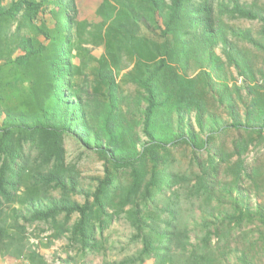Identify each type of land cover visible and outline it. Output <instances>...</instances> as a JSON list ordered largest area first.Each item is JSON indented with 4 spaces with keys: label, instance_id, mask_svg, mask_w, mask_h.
<instances>
[{
    "label": "trees",
    "instance_id": "trees-1",
    "mask_svg": "<svg viewBox=\"0 0 264 264\" xmlns=\"http://www.w3.org/2000/svg\"><path fill=\"white\" fill-rule=\"evenodd\" d=\"M67 138L103 161L89 187ZM262 142L259 0H98L92 20L77 0H0V256L49 264L27 248L37 222L50 243L103 252L122 219L136 250L104 264H258L264 209L243 186L262 181L244 160ZM256 224L259 239H246Z\"/></svg>",
    "mask_w": 264,
    "mask_h": 264
},
{
    "label": "rangeland",
    "instance_id": "rangeland-1",
    "mask_svg": "<svg viewBox=\"0 0 264 264\" xmlns=\"http://www.w3.org/2000/svg\"><path fill=\"white\" fill-rule=\"evenodd\" d=\"M78 6L81 11V16L90 20L94 19L95 8L98 4V0H77ZM228 1V0H216V2ZM243 4H250L254 0H239ZM259 3L264 5V0H259ZM230 24L241 29H251L256 32L260 29L261 24L258 21H250L245 19L230 20ZM102 48L97 47L94 49L96 55H100ZM234 78L238 84H241V79L236 71L233 70ZM194 126V119L192 120ZM224 124L228 121L224 116ZM236 132L232 131L229 140L235 137ZM67 159L69 161L76 162L83 178V186L89 187L92 185V178L102 175L103 161L100 160L98 155L94 152H86L80 148L73 140L67 138ZM175 165L177 168L185 169L189 164L190 151L186 147L178 148L175 151ZM236 157L232 159L234 161ZM246 164L250 167H259L264 172V142L253 145L250 151L244 156ZM228 178L221 176V180H227ZM243 190L246 196H249L250 209L255 211L258 207L264 209V176L259 183L244 184ZM77 199L83 200L81 196ZM256 226H250L244 228L245 238L251 241L259 239L261 230ZM52 233L50 224L37 222L27 227V248L36 249L40 252L49 264H65V261L71 260L75 264H104L103 260L108 261H120L124 258L126 253L134 252L136 248L129 247L128 241L132 233V229L128 223L124 220H117L112 228L107 232L106 236L109 243L107 248L103 252H92L81 257L77 254L76 248L69 249L67 247V239L63 236L53 239L50 243L49 235ZM256 244L257 247L251 252V257L254 258L258 264H264V243L259 239ZM50 243V244H48ZM239 250L244 249V242L242 238L237 241ZM239 253V251H238ZM235 259L236 255H232ZM16 261L9 256H0V264H15ZM150 264V262L146 263Z\"/></svg>",
    "mask_w": 264,
    "mask_h": 264
}]
</instances>
